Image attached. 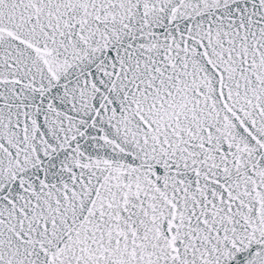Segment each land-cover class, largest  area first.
<instances>
[{
    "label": "snow or ice",
    "instance_id": "1",
    "mask_svg": "<svg viewBox=\"0 0 264 264\" xmlns=\"http://www.w3.org/2000/svg\"><path fill=\"white\" fill-rule=\"evenodd\" d=\"M0 264H264V0H0Z\"/></svg>",
    "mask_w": 264,
    "mask_h": 264
}]
</instances>
